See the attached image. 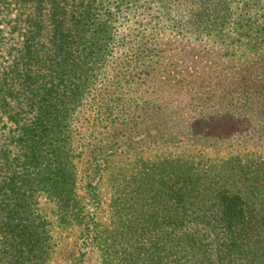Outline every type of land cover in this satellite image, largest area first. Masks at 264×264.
Listing matches in <instances>:
<instances>
[{
	"label": "trees",
	"instance_id": "16d2710c",
	"mask_svg": "<svg viewBox=\"0 0 264 264\" xmlns=\"http://www.w3.org/2000/svg\"><path fill=\"white\" fill-rule=\"evenodd\" d=\"M262 41L264 0H0V264H264Z\"/></svg>",
	"mask_w": 264,
	"mask_h": 264
},
{
	"label": "rangeland",
	"instance_id": "374dc122",
	"mask_svg": "<svg viewBox=\"0 0 264 264\" xmlns=\"http://www.w3.org/2000/svg\"><path fill=\"white\" fill-rule=\"evenodd\" d=\"M264 47V41L260 42ZM195 45V44H194ZM194 45L192 44L191 47L194 48ZM198 47V46H195ZM208 51V50H207ZM214 52L212 55V58L217 61L216 55H220L217 51L212 50ZM230 54H234V51L232 48H230ZM224 127H228V130H232L234 127H231L228 123H225ZM232 132V131H231ZM214 137V136H213ZM245 141L244 143L242 141L237 142V140H242V139H233L231 141L232 144H236V147H240L239 144H244L243 150L244 152H248L250 148L246 146L248 143H252L247 140V138L244 136ZM230 143V144H231ZM260 148H256L253 150V152H258L259 157H264V144H260ZM227 146H217V149L215 151L209 152V156L203 159L205 164H210L209 162H216L219 159H223L226 154L228 153H236L240 152L239 150H231L230 147L226 148ZM83 177V174L81 175V179ZM80 188V194L86 198L87 196V189L85 186V183L83 180L80 182L79 185ZM111 188L108 186L105 188V191H103V199H102V205L98 208L95 213L97 214L98 221L101 222V224L105 225L108 227L112 222H115V219L112 218L113 212L112 209L110 208V190ZM92 212L94 207L90 206ZM130 220V219H129ZM128 224V223H126ZM55 236L62 238H65L63 241V244L60 245L57 250L55 255L52 258V261L49 264H133V262H137V258L134 257L131 259L129 256L128 252H125V249H122L119 245L112 250L111 252L107 254H103L102 252L94 249L91 247L89 239L87 240L85 237H81L76 232L74 233H65L64 235H60L57 231H55ZM62 234V233H61ZM61 241V240H60ZM148 255H146L147 257ZM173 259V258H172ZM140 264V263H139ZM182 264V262L178 263Z\"/></svg>",
	"mask_w": 264,
	"mask_h": 264
}]
</instances>
